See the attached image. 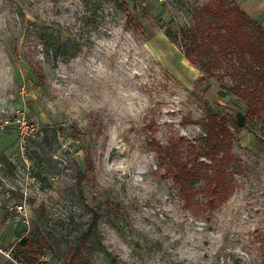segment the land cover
<instances>
[{"label": "rangeland", "instance_id": "374dc122", "mask_svg": "<svg viewBox=\"0 0 264 264\" xmlns=\"http://www.w3.org/2000/svg\"><path fill=\"white\" fill-rule=\"evenodd\" d=\"M214 1L0 0V264H264V117L182 48ZM223 1L264 30V0ZM210 112L239 170L193 214L149 142Z\"/></svg>", "mask_w": 264, "mask_h": 264}, {"label": "trees", "instance_id": "16d2710c", "mask_svg": "<svg viewBox=\"0 0 264 264\" xmlns=\"http://www.w3.org/2000/svg\"><path fill=\"white\" fill-rule=\"evenodd\" d=\"M180 32L184 57L203 74L214 76L227 70L234 83L230 93L247 105L246 121L264 117V30L260 25L238 7L215 0L212 7L198 10L192 28ZM165 34L176 41L170 28ZM45 49L51 51L47 45ZM195 124L202 134L194 140L179 137L165 146L152 141L149 146L158 167L172 179L183 207L202 214L227 200L239 166L231 154L232 134L216 115L210 112Z\"/></svg>", "mask_w": 264, "mask_h": 264}]
</instances>
